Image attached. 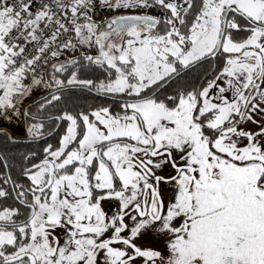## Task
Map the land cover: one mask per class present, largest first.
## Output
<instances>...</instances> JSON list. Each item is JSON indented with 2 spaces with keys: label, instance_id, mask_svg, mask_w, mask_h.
Masks as SVG:
<instances>
[{
  "label": "snow or ice",
  "instance_id": "obj_1",
  "mask_svg": "<svg viewBox=\"0 0 264 264\" xmlns=\"http://www.w3.org/2000/svg\"><path fill=\"white\" fill-rule=\"evenodd\" d=\"M0 119V264H264V0H0Z\"/></svg>",
  "mask_w": 264,
  "mask_h": 264
},
{
  "label": "trees",
  "instance_id": "obj_2",
  "mask_svg": "<svg viewBox=\"0 0 264 264\" xmlns=\"http://www.w3.org/2000/svg\"><path fill=\"white\" fill-rule=\"evenodd\" d=\"M206 67V66H205ZM197 72L199 76L203 75V70H194L193 73L189 74L188 79H192L194 76H197ZM81 78H103L101 73L88 69L80 73ZM198 82V77H197ZM43 94V93H42ZM41 94V95H42ZM36 98V97H35ZM33 98V99H35ZM97 106H110L112 111L115 112L117 110V105L113 100L106 99L100 95L95 93H90L87 90L75 89L70 98L64 101L59 105V107L64 108L68 107L72 111H80L84 109L85 111L90 110V108H94ZM9 123H3L2 126H8ZM55 125H53V128ZM64 125L60 129L56 130L49 138L45 139L40 145L35 143H30L27 137L23 134L21 137H15L21 140H15V142L9 141L7 136L3 133H0V184L3 183L4 177H6V172L4 168L5 160L8 164V174L11 175L12 179L17 181H24V178L21 176V169L26 165L24 160L22 159L24 155H27L30 151L37 150L38 148H42L44 144L52 143L56 144L58 140V136L63 133ZM35 162L29 161L28 164ZM10 188L11 185H8Z\"/></svg>",
  "mask_w": 264,
  "mask_h": 264
},
{
  "label": "crops",
  "instance_id": "obj_3",
  "mask_svg": "<svg viewBox=\"0 0 264 264\" xmlns=\"http://www.w3.org/2000/svg\"><path fill=\"white\" fill-rule=\"evenodd\" d=\"M42 94V91H35L33 96H38V95H41ZM26 101H24L25 103ZM6 120H2L0 119V127L2 126V124L5 122ZM22 127H23V124H22V121H12L11 123H9V125L7 126V128L10 130V132L12 133V135H14L15 137H21L23 136V133H22Z\"/></svg>",
  "mask_w": 264,
  "mask_h": 264
},
{
  "label": "rangeland",
  "instance_id": "obj_4",
  "mask_svg": "<svg viewBox=\"0 0 264 264\" xmlns=\"http://www.w3.org/2000/svg\"><path fill=\"white\" fill-rule=\"evenodd\" d=\"M149 12H150V14H153V15H157V14H159L157 10H149ZM64 59H65V57H64ZM35 97L37 98V97H39V95H38V96H37V95H36V96H32V99L35 98ZM36 98H35V99H36ZM25 101H26V102H29L27 99H26ZM26 102H25V103H26ZM5 122H6V123H11L12 121H5ZM5 122H4V123H5ZM104 207H105V210H106V211H109V212H110V211H114V210H115L116 205H115L114 202H109V203H106V204L104 205ZM178 219H179V218H178ZM181 222H182V221H181Z\"/></svg>",
  "mask_w": 264,
  "mask_h": 264
},
{
  "label": "water",
  "instance_id": "obj_5",
  "mask_svg": "<svg viewBox=\"0 0 264 264\" xmlns=\"http://www.w3.org/2000/svg\"><path fill=\"white\" fill-rule=\"evenodd\" d=\"M39 97H37L36 99H38ZM29 102H26L25 104H28ZM53 129H55V127L53 128ZM4 131H6V132H8V133H10L11 135H12V133L10 132V130L7 128V127H0V133H3ZM56 131V130H55ZM55 131H53L52 132V134L55 132ZM51 134V135H52ZM12 137L14 138V140H21V139H18V138H15V136L14 135H12ZM45 139H47V138H45ZM5 172H6V175L8 176L9 174H8V169L7 168H5Z\"/></svg>",
  "mask_w": 264,
  "mask_h": 264
},
{
  "label": "built area",
  "instance_id": "obj_6",
  "mask_svg": "<svg viewBox=\"0 0 264 264\" xmlns=\"http://www.w3.org/2000/svg\"><path fill=\"white\" fill-rule=\"evenodd\" d=\"M95 19H99L100 17H94ZM29 49L31 50V46H29ZM60 59H64V57L62 56Z\"/></svg>",
  "mask_w": 264,
  "mask_h": 264
},
{
  "label": "flooded vegetation",
  "instance_id": "obj_7",
  "mask_svg": "<svg viewBox=\"0 0 264 264\" xmlns=\"http://www.w3.org/2000/svg\"><path fill=\"white\" fill-rule=\"evenodd\" d=\"M102 97H104V96H102ZM104 98L109 99V100H113V101H114V98H109V97H104ZM27 166H28V165H27Z\"/></svg>",
  "mask_w": 264,
  "mask_h": 264
}]
</instances>
